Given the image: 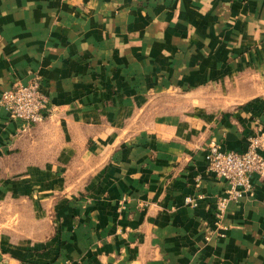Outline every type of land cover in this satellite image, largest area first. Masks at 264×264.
<instances>
[{"label":"crops","instance_id":"crops-1","mask_svg":"<svg viewBox=\"0 0 264 264\" xmlns=\"http://www.w3.org/2000/svg\"><path fill=\"white\" fill-rule=\"evenodd\" d=\"M34 79L43 121L0 104V264H264V178L217 220L206 159L264 132V0H0V97Z\"/></svg>","mask_w":264,"mask_h":264},{"label":"built area","instance_id":"built-area-1","mask_svg":"<svg viewBox=\"0 0 264 264\" xmlns=\"http://www.w3.org/2000/svg\"><path fill=\"white\" fill-rule=\"evenodd\" d=\"M0 104L7 108L12 118L23 120L27 124L43 121L49 108L48 97L38 79L28 83L16 82L2 92ZM263 149V131L251 134L243 150L224 149L218 142L209 143L206 148L208 169L229 183L226 194L217 199V220L224 217L230 200L238 199L253 189L252 176L264 178ZM201 197L203 196L188 195L186 201L196 205Z\"/></svg>","mask_w":264,"mask_h":264},{"label":"rangeland","instance_id":"rangeland-1","mask_svg":"<svg viewBox=\"0 0 264 264\" xmlns=\"http://www.w3.org/2000/svg\"><path fill=\"white\" fill-rule=\"evenodd\" d=\"M35 80V79H34ZM19 80H17V81H15L14 83H13V85L16 83V82H18ZM33 81V80H32ZM20 82H22V81H20ZM29 82H31V81H29ZM24 83V82H23ZM28 83V82H27ZM12 85V86H13ZM11 86V87H12ZM3 206H5V207H3ZM3 206H0V223L1 224H4V225H7V226H13V225H15V224H17V223H19L18 221H19V215H18V210L19 209H17V212H15V213H13L12 211H7L8 209H7V207L9 206V205H3ZM22 209H20V211H21Z\"/></svg>","mask_w":264,"mask_h":264}]
</instances>
